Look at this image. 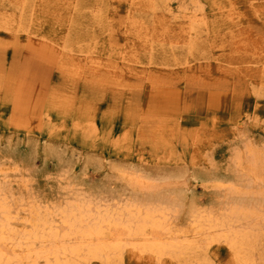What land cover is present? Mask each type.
Wrapping results in <instances>:
<instances>
[{
    "label": "rangeland",
    "instance_id": "obj_1",
    "mask_svg": "<svg viewBox=\"0 0 264 264\" xmlns=\"http://www.w3.org/2000/svg\"><path fill=\"white\" fill-rule=\"evenodd\" d=\"M248 147L264 152V0H0V182L14 198L55 210L119 188L122 166L174 171L168 186L207 209L211 178H233L238 155L255 164ZM227 249L207 264H233Z\"/></svg>",
    "mask_w": 264,
    "mask_h": 264
},
{
    "label": "bare ground",
    "instance_id": "obj_2",
    "mask_svg": "<svg viewBox=\"0 0 264 264\" xmlns=\"http://www.w3.org/2000/svg\"><path fill=\"white\" fill-rule=\"evenodd\" d=\"M187 42L191 55L196 37ZM245 152L255 164L242 165L236 156L233 178L209 180L216 199L201 210L184 190L168 186L171 170L145 176L120 166L113 173L119 188L103 185L93 196H63L65 205L55 210L28 196L14 198L0 182V264H126L125 254L152 263L207 264L211 245L228 248L233 264H256L264 225V152Z\"/></svg>",
    "mask_w": 264,
    "mask_h": 264
}]
</instances>
